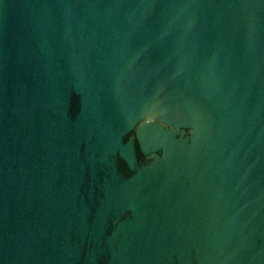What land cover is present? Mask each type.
I'll return each instance as SVG.
<instances>
[{
    "label": "water",
    "instance_id": "water-1",
    "mask_svg": "<svg viewBox=\"0 0 264 264\" xmlns=\"http://www.w3.org/2000/svg\"><path fill=\"white\" fill-rule=\"evenodd\" d=\"M0 264H264V0H0Z\"/></svg>",
    "mask_w": 264,
    "mask_h": 264
}]
</instances>
